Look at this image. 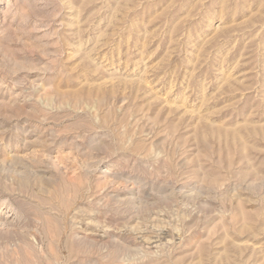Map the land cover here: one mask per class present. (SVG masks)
Listing matches in <instances>:
<instances>
[{"label": "rangeland", "instance_id": "obj_1", "mask_svg": "<svg viewBox=\"0 0 264 264\" xmlns=\"http://www.w3.org/2000/svg\"><path fill=\"white\" fill-rule=\"evenodd\" d=\"M0 264H264V0H0Z\"/></svg>", "mask_w": 264, "mask_h": 264}, {"label": "bare ground", "instance_id": "obj_2", "mask_svg": "<svg viewBox=\"0 0 264 264\" xmlns=\"http://www.w3.org/2000/svg\"><path fill=\"white\" fill-rule=\"evenodd\" d=\"M74 229V228H73Z\"/></svg>", "mask_w": 264, "mask_h": 264}]
</instances>
